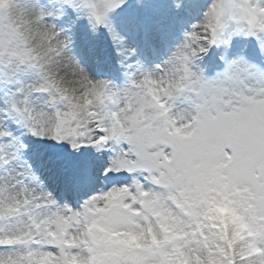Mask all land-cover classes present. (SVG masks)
Listing matches in <instances>:
<instances>
[{"label":"snow or ice","instance_id":"6c2138e0","mask_svg":"<svg viewBox=\"0 0 264 264\" xmlns=\"http://www.w3.org/2000/svg\"><path fill=\"white\" fill-rule=\"evenodd\" d=\"M125 3L55 0L49 11L0 0V264H264V74L243 56L220 54L214 79L196 63L252 40L264 60V0H211L163 66L114 89L89 76L51 18L83 12L115 45L109 17ZM185 94L189 109L174 113ZM25 136L74 156L112 153L102 175L129 182L61 206L25 155ZM89 167L71 162L75 186ZM221 177L248 191L246 206L235 204L239 222L211 214Z\"/></svg>","mask_w":264,"mask_h":264},{"label":"bare ground","instance_id":"6f19581e","mask_svg":"<svg viewBox=\"0 0 264 264\" xmlns=\"http://www.w3.org/2000/svg\"><path fill=\"white\" fill-rule=\"evenodd\" d=\"M167 1L170 3L166 2V0H127L124 7L117 9L114 12L113 17L115 19L112 17L109 18L110 28L118 34L122 41L119 43L120 46L117 45V47L124 50V54L119 55V57L124 56V58H119L118 62H116L114 66H121L120 69L124 70L122 66L128 65L124 66L126 67L125 71L128 70L129 73L127 79L125 77L122 78L123 82L125 83L123 84L124 87L129 84V77H132V75H135L136 78H141L143 73L153 72L157 66H163L164 61L167 60L169 56H171L176 47L180 44V42L174 43V37H172V31H174L173 28L169 29L170 32L162 34L155 28L157 27L155 18L143 19L142 17L139 18L138 16H141L142 12L146 9L153 8L156 10V13L160 15L162 22H174L176 25L177 23L183 22L187 32H189L192 28V25L197 23V20H194V17L199 14L196 8L199 6L201 7L205 3V0H196L195 6L186 5L184 8L178 11L177 9H171V3L175 4L177 1L182 3V0ZM57 20H60L61 23H70L76 20V16L73 18L70 14H68L67 16H54L51 18V22ZM93 32V30H89V33ZM102 32L105 36L110 35L107 29L103 28ZM142 33L149 34L143 37L142 42L139 41L136 46L141 48L142 45L145 48L144 54L147 55V57L149 56L148 63L145 65L139 60V66L134 67L128 63L129 60H127L125 54L128 53V50H132L134 48V43L138 41L137 39ZM64 35L71 41L72 54L76 56V58L81 62L82 66L85 67L89 76L94 80H99V74L101 72L105 74L106 72V63L103 61L102 63L98 64L99 66L93 65L92 57L88 56L87 53H83L80 40L77 38H72V35L70 36V34ZM101 43H103L106 52L109 53V55H113L114 52H112V41L110 42L109 40L104 39ZM211 55L212 52L208 57L198 59L196 63L198 65H201L202 63L205 64V68V66L210 63ZM160 58L161 60L155 63V61ZM102 66H104V68ZM114 66L112 67L113 69H109L108 74L115 76L116 79V75L122 76V74L118 73V71H115L114 73ZM180 99L181 98H178L173 103L172 111L174 113L189 109L188 103L186 104L184 99ZM177 102L179 104H183V106L178 108L175 106V103ZM24 139L31 146L25 153L26 156L31 159L33 167L45 182L47 190L53 194V197L61 206L67 205L68 207H71V205H74V201L70 200L71 197L79 196L82 198L80 201L83 202L89 198V196L96 194L99 191H104L112 186L108 183L106 177L103 176L101 172L104 167H107L112 153H108V156L106 157L103 152H98L94 149H83L81 150V156H74L70 151H63L57 154L51 150L49 144L46 141H35L31 137L27 136H25ZM34 153L35 155H33ZM81 157L90 161L89 179L85 184L75 186V174L71 168V162L73 160L80 159ZM119 177V184L129 182V180L124 178L122 174L119 175ZM100 184L102 186H100ZM92 191L94 193H92ZM61 200L63 203L59 202Z\"/></svg>","mask_w":264,"mask_h":264},{"label":"rangeland","instance_id":"374dc122","mask_svg":"<svg viewBox=\"0 0 264 264\" xmlns=\"http://www.w3.org/2000/svg\"><path fill=\"white\" fill-rule=\"evenodd\" d=\"M154 1H163V0H154ZM37 2L39 4L45 6V8L49 11L53 10V8L55 6V0H37ZM166 2L170 3L167 0H166ZM177 2H180V1H177ZM210 2H211V0H205L204 5L196 8L199 14L196 17H194V20H197V23L201 19V14H202L203 10L207 7V5ZM182 3H183V0H182ZM175 4L171 3V9L172 8L176 9ZM181 9H177V10L179 11ZM68 14H70L73 18H75V16H76V14H74L72 11H69ZM113 14H114V12L110 14L109 18H111V17L114 18ZM78 15L80 18L78 20L77 19L74 20V23H72V22L61 23L60 20L54 21L53 23H55L59 29L64 30L63 34H68V35L70 34V36L72 35V38H77L80 40L83 53H87L88 56L92 57L93 65H98V64L102 63L103 61L106 63V66H105L106 72H105V74L102 72L99 74V80H107L110 83H113L111 85L113 86L114 89L124 88L123 84H125V83L123 82L122 78L125 77L127 79V76H129L128 70L125 71L126 67H124V66H128V65L122 66V68L124 70L120 69L121 66L120 67L114 66V64L116 62H118L119 58H121V57L124 58V56L119 57V55H117V49L119 48V47H117V45L120 46V44L117 43L114 45V42L112 41L110 35L105 36L104 33L102 32L103 28L96 29L93 33H89V30H93L90 21L87 19L86 15L83 12L78 13ZM138 17L139 18L142 17L143 19L144 18H148V19L155 18V21L157 23V25H156L157 27H155V28L158 32H160L162 34H166V33L170 32L169 29L173 28L174 31H172V37H174V43L175 42L176 43L177 42L182 43L184 40L185 33H187L186 27L183 24V22L177 23V25L174 24V22H171V23H166L165 21L162 22V20L160 19V15L157 14L156 10L153 8L152 9H146L145 11L142 12L141 16L139 15ZM148 34L149 33H142L141 36L139 35L137 40L138 41L141 40V38L147 36ZM104 39L109 40L110 42L112 41V43H113L112 52H114L113 55L115 57L113 55H109V53L106 52L103 43H101V42H103ZM243 39L244 38H242V37L234 38V40H241V41H243ZM138 41H136L134 43L135 46L131 50L132 54L131 55H129L128 53L125 54V57L127 58V60H129L128 63L134 67L139 66V60L143 64L147 65V63H148L147 61H148V57H149L148 56L146 58V60L140 57V53H141L140 48L136 46ZM245 44H247V46H245ZM253 48H256V43L254 40H252L250 42L236 44V45L230 44L227 49H225V47L223 45H221V47L219 49H215L212 51L213 52L212 60L214 63L222 62L220 60V54H225L228 59L234 58L236 56H243L246 60H248L253 71L264 74V60H261L258 56H252L250 54V53H252ZM256 50L258 51V48H256ZM159 60H161V58L156 60L155 63L159 62ZM113 66L115 67L113 72L115 73V71H118V73L122 74V76L116 75V79H115V76L108 74L109 69L112 68ZM197 66L203 71L202 65L197 64ZM102 67L104 68V66H102ZM217 74L214 77L207 78V79H214L217 76ZM132 77H135V75H132ZM251 82L255 83L256 81L252 80ZM45 98L46 97L39 98L38 102L42 103L43 99H45ZM179 98L184 99L185 103L186 104L188 103V108L190 107L191 96L189 94H185ZM175 106L180 108L183 106V104H179L177 102V103H175ZM46 142L49 144L51 150L54 153L59 154L63 151H65V152L70 151L68 149L67 145L56 146V145L52 144L51 142H48V141H46ZM103 169L101 170L102 173H103ZM122 175L124 176V178L129 180V178L126 176V174H122ZM106 179H107L108 183L112 182V181L119 182L120 177L119 176L114 177L111 174H109V176L106 177ZM100 186H102V185L100 184ZM96 188H98V187H96ZM92 193H94V192L92 191ZM247 196H248L247 189H237L236 187L231 186L227 182L226 178L221 177L219 179L218 186L215 188V190L213 192V199L210 201L211 214L214 215L215 217H218L221 219L229 220L232 222H239L241 218L236 215L235 204H236V202H239L242 206H246ZM70 200L74 201L73 204L76 205V206L71 205V208H73V209H78L82 203L80 201V200H82V198L79 196L78 197H76V196L71 197ZM59 202L63 203L62 200Z\"/></svg>","mask_w":264,"mask_h":264}]
</instances>
